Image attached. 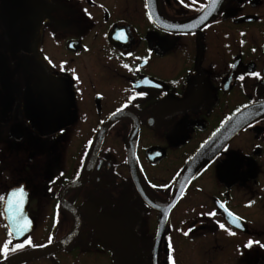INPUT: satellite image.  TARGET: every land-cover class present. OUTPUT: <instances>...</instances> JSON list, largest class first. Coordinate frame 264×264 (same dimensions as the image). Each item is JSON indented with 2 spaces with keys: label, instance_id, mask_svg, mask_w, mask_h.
Instances as JSON below:
<instances>
[{
  "label": "flooded vegetation",
  "instance_id": "af4514ba",
  "mask_svg": "<svg viewBox=\"0 0 264 264\" xmlns=\"http://www.w3.org/2000/svg\"><path fill=\"white\" fill-rule=\"evenodd\" d=\"M148 1L0 0V264H264V0Z\"/></svg>",
  "mask_w": 264,
  "mask_h": 264
},
{
  "label": "water",
  "instance_id": "95a60500",
  "mask_svg": "<svg viewBox=\"0 0 264 264\" xmlns=\"http://www.w3.org/2000/svg\"><path fill=\"white\" fill-rule=\"evenodd\" d=\"M148 0H146V8L147 11L150 12V9L148 7ZM210 10V4L206 6L200 14H198L196 17H206L207 11ZM220 143H218L214 148L216 149L219 146ZM213 152V150H206L205 154L200 158L199 153L195 154V156L190 160V162L187 165L186 168V175L191 176L196 172V170L201 166V164L208 158V156Z\"/></svg>",
  "mask_w": 264,
  "mask_h": 264
}]
</instances>
